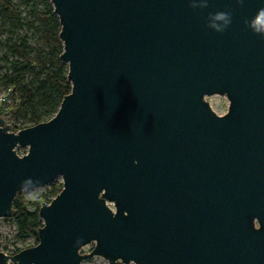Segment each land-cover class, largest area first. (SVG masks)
<instances>
[{
	"label": "water",
	"instance_id": "obj_1",
	"mask_svg": "<svg viewBox=\"0 0 264 264\" xmlns=\"http://www.w3.org/2000/svg\"><path fill=\"white\" fill-rule=\"evenodd\" d=\"M49 1L72 91L32 128L0 116V219L63 189L0 264H264V0Z\"/></svg>",
	"mask_w": 264,
	"mask_h": 264
},
{
	"label": "trees",
	"instance_id": "obj_2",
	"mask_svg": "<svg viewBox=\"0 0 264 264\" xmlns=\"http://www.w3.org/2000/svg\"><path fill=\"white\" fill-rule=\"evenodd\" d=\"M23 1L30 7L29 16L25 18L16 10L13 0H0V15L10 19L11 27L32 31L31 35L19 34L10 41L4 60L6 71L1 82L10 91L12 104L6 115L15 133L50 121L72 91L68 65L61 60L64 51L60 40L61 24L53 5L49 0ZM62 189L63 185L58 186L56 181L47 187L46 196L56 198ZM31 196L29 192L18 193L11 219L18 236L35 238L36 246L44 224L39 216L40 206L30 209ZM21 251L16 250L12 255Z\"/></svg>",
	"mask_w": 264,
	"mask_h": 264
},
{
	"label": "rangeland",
	"instance_id": "obj_3",
	"mask_svg": "<svg viewBox=\"0 0 264 264\" xmlns=\"http://www.w3.org/2000/svg\"><path fill=\"white\" fill-rule=\"evenodd\" d=\"M13 3L16 10L22 15L23 18L29 16L30 7L23 0H13ZM10 24V19L8 17L0 15V114L4 117L8 125L9 121L6 112L10 110L12 100L10 98V91H8L1 82L2 75L6 71L4 60L8 55V47L10 46V41L12 39L18 37L19 34H32V31H28L26 29L17 30L16 28L11 27ZM206 101L210 104L215 112H228L229 110L230 103L226 97L217 95L206 98ZM17 152H27V149H17ZM57 184L58 186L63 185L62 179H59ZM47 192V187L29 192L32 194L31 198L33 202L30 206L31 210H35L37 205H39L41 208L44 204H50V200L55 199H50L47 197ZM35 244L36 240L33 237L21 239L18 236L17 227L11 218L0 219V252H6L8 255H12V253L16 250H24ZM94 248L95 244L93 243L84 247L81 252L84 255H87L90 254ZM82 264H110V262L102 257H94L84 261Z\"/></svg>",
	"mask_w": 264,
	"mask_h": 264
},
{
	"label": "clouds",
	"instance_id": "obj_4",
	"mask_svg": "<svg viewBox=\"0 0 264 264\" xmlns=\"http://www.w3.org/2000/svg\"><path fill=\"white\" fill-rule=\"evenodd\" d=\"M202 3L206 4V0H202ZM231 23V18L229 14L224 12H219L214 14L210 19V26L218 31L222 32ZM253 30L258 34L264 31V9L258 13V19L256 20Z\"/></svg>",
	"mask_w": 264,
	"mask_h": 264
}]
</instances>
